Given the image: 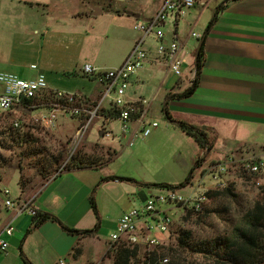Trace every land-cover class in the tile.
Returning a JSON list of instances; mask_svg holds the SVG:
<instances>
[{"label": "crops", "instance_id": "crops-1", "mask_svg": "<svg viewBox=\"0 0 264 264\" xmlns=\"http://www.w3.org/2000/svg\"><path fill=\"white\" fill-rule=\"evenodd\" d=\"M213 2L192 8L191 23L194 26ZM221 2L215 4V9L204 18V25L198 33L201 39L214 18L205 38V60L198 75L196 91L185 98L168 99L171 92L184 91L191 81L175 76L162 60L167 70L163 74L162 69L157 68L154 77L160 81L157 92L164 91L162 99L164 104H168L174 119L213 129L216 137L214 150L220 155L214 160L223 159L225 152L237 146L247 145L257 152L253 154L264 157V0L232 1L217 10ZM94 7L86 0H0V71L14 72L27 79H34L39 71H43L50 90L76 93L83 100L82 105L86 100L99 103L103 84L97 77L84 74L83 65L91 61L83 63L82 50L77 47L81 37L89 34L80 28L85 24V18H100L104 12L102 8V12L95 14ZM131 12L139 14L140 18L139 7L123 11L124 15L136 21L138 18ZM124 15L108 13L110 18H126ZM67 18H71V24L66 23ZM116 29L119 36H124L120 27ZM177 36L184 44H189L190 33L181 36L177 32ZM195 39L196 49L200 39ZM132 42L126 51L115 52L118 58L112 54L100 61L96 58L98 63L95 66L121 65L134 46ZM192 52L190 65L195 63ZM154 56L153 52L145 68L132 78L127 96L129 100L146 97L142 93L134 92L132 95L129 92L133 87L135 90L146 87L141 77L146 70L154 69L150 62ZM32 64H37L38 69L31 68ZM155 98L156 94L149 98L150 106ZM104 107L108 104L105 103ZM107 123L116 130L113 127L116 121ZM130 133L132 138L133 130ZM126 134H122V138ZM109 145L117 152L115 145ZM102 164L104 162L63 171L40 188H29L23 193L20 189L19 195L15 196L35 198L38 211L54 214L71 228L85 230L99 225L98 234L82 237L68 232L55 220L31 229L33 216L23 213L15 217V231L8 236L4 229L14 212L1 200L0 237L8 241V247H0V264H29L24 256L32 264H58L61 258L67 264L99 262L110 248L109 235L116 229L119 218L138 201L135 196H139L141 201L149 190L140 182L102 181L108 176L127 177L114 172L106 175L100 169ZM93 197L100 220L92 205ZM105 229L109 235L101 237Z\"/></svg>", "mask_w": 264, "mask_h": 264}, {"label": "rangeland", "instance_id": "rangeland-1", "mask_svg": "<svg viewBox=\"0 0 264 264\" xmlns=\"http://www.w3.org/2000/svg\"><path fill=\"white\" fill-rule=\"evenodd\" d=\"M221 1L222 0L214 1L212 3L213 5L205 11L200 22L196 26L191 23L193 21L191 15L193 12L192 9L188 11L185 16L180 18L177 22V29H175L173 25L175 18L171 15V22L169 21L163 25V29L165 30L167 37L172 38L175 31L181 36H185L189 33L191 36L192 31H196L197 33L201 32L202 26L204 25V18L215 9L214 5ZM86 2H88L89 5H95L98 10H102L103 8L104 11L103 14L100 15V18H85V24L83 27H80L83 30V33H89L84 37L82 36L80 44L77 45V47H80L82 50V61L83 63L85 61H91V64L95 65L98 63L97 59L100 61V59L108 58L110 54H112L113 57L117 51H126L131 46L130 42L139 36L137 31L133 29L135 19L126 14L124 15L123 13L126 8L139 7L141 13L139 19L147 20L148 17L152 16L159 10V8H161L164 0H86ZM108 13L116 16L124 15L126 18H110L108 17ZM71 22V18H67L66 23L71 24ZM76 23L78 24V22ZM117 27H120L123 30L124 36H119L116 33ZM152 38L153 37H150L148 41L154 43ZM195 42L196 39L191 36L190 42L187 45V47L191 49V52L196 47ZM134 43L132 42L133 45ZM114 58H118V56L115 55ZM150 62L153 64L154 69L150 68L146 70L141 77L143 81H145L144 83H146V87H141L139 90H135L133 87L130 89L129 93L132 95H134V92L142 93L145 94L148 99L152 98V96L156 94V98L151 103L148 118L158 121L159 127L146 138H136L133 146H130V141L132 140L130 132L126 134V137L122 138L121 136L120 138H117V141L101 137L100 130L103 125L102 122L104 121L101 117L95 118L89 128L80 134L74 150L70 151L71 142L76 137L79 127L85 122L82 121V116L65 117L64 115H59L56 124L50 129L44 127L41 122L35 120L33 115H36L37 112L32 109L25 110L23 108H19L11 112V116L16 121L32 125L33 132L41 139L43 145L47 146L51 150L63 149L65 153L63 164H65L74 153L81 151L83 154L96 156L100 163L104 162L100 169L106 175H110V173L114 172L118 175L132 177L135 179V181H133L134 184L136 182L145 184L163 182L172 184L173 186H178L186 180L189 172L197 161L199 153L202 152V150L199 143L193 136L188 135L181 130L178 125L173 124L166 118L164 113L165 104L162 99L164 91L161 90L162 92H157V90H159L158 87L160 81L158 78L154 77L157 73V68H161V72L163 74L167 69L163 61L157 59L155 56ZM187 62H192L191 56L187 58ZM1 113L4 112L0 111V115ZM113 127L116 128V137L120 136L119 122L116 121ZM118 140H120V142ZM109 144L115 145L117 147V152H115L113 147ZM237 147L238 148H235L232 151L225 152L223 159L218 160H228L231 156L241 157L243 154L251 155L253 153H257L248 145ZM4 153L8 158H10V164L4 169L5 174L3 181L0 183V188L2 190V192L0 191V209L3 207L2 201L6 198L4 194L5 189H9L11 191L12 197L19 195L21 166L24 168L23 174L25 176L35 177L34 182L31 186H29V188L38 189L47 181V179L42 180L39 176H37L36 169L32 167L35 163L34 159H21L17 152L4 151ZM110 156L114 158L112 160H108ZM218 157H220V155H217L213 149L207 155L205 160L206 166ZM239 171L240 170L238 168L233 169L231 171V176L229 177V184L233 183L236 187L237 197H235V199L237 200H225L218 205L219 209L222 211L221 219L217 217L216 214L212 216L203 215L202 219H205V221L198 223L194 221L196 220L195 217L194 219L191 218V221L186 222L183 220V216H185L187 210L184 211L183 209H174L173 214L176 223L170 234H163L165 235L163 238L166 240L164 245L176 246L178 235L176 231L180 228L192 229L198 237L212 236L218 230L230 228L229 222H231L233 218L237 219L239 210H243L244 208L253 205L261 190V187H258L254 183L252 177H239ZM198 176L199 169L195 172L194 179H197ZM168 188L169 186L151 187V189L155 192L166 191ZM145 189H147V187H145ZM177 189L183 194H188L192 190V187L188 185L178 187ZM134 199H137L138 201L134 202L133 206L140 204L141 201L139 196H135ZM208 206L212 207L211 202ZM104 217V219H108L106 216ZM100 219L101 216L99 213L98 220ZM101 235V237H104L109 234L105 229ZM184 258H187L189 262H192V264H202L201 262L203 260L202 257L189 254L188 252H184ZM85 264H113V260L105 255L99 262H87Z\"/></svg>", "mask_w": 264, "mask_h": 264}, {"label": "built area", "instance_id": "built-area-1", "mask_svg": "<svg viewBox=\"0 0 264 264\" xmlns=\"http://www.w3.org/2000/svg\"><path fill=\"white\" fill-rule=\"evenodd\" d=\"M211 1L216 0H164L161 8L154 15L147 20L138 18L135 21L134 29L139 36L121 65L104 68L85 63L82 69L84 74L97 77L103 84L101 100L96 106L88 108L84 105H74L80 99L78 94L53 90L59 101L50 102L43 107H34L28 102L50 90L45 72L39 71L34 79H27L14 72L0 71V111L13 112L19 108H31L37 112L33 115L35 120L48 129L54 127L59 115L82 116V121L85 122L71 142L70 151L74 150L80 134L88 129L97 117L103 118L105 122L101 128L103 138H120L122 134L133 130L134 135L130 141V146H133L136 138L150 136L159 127V122L148 118L150 110L148 98L139 96L135 100L128 99L132 78L145 68L154 52L155 57L163 60L175 76L192 82L196 77L197 68L195 63L190 65L187 62L191 50L178 38L176 31L172 38L167 37L163 25L171 22L170 18L173 15L175 18L173 25L177 29V22L188 11L197 4L205 6ZM191 36L200 39L196 31H192ZM150 37H153L154 43L148 41ZM31 68L38 69V65L32 64ZM105 103L108 107H104ZM102 109L119 110V116L106 118L102 114ZM109 121L119 122L120 136L116 137V131L108 126ZM18 124L19 121H16L15 125ZM237 168L251 175L258 187H264V157L262 156L243 154L241 157L231 156L228 160H213L208 166L205 163L199 168L197 179L193 177L186 185L192 187L188 194L181 193L176 187H169L166 191L160 192L149 188L140 204L124 212L117 221L116 229L109 235L110 248L122 243L143 246L147 249L164 245L166 240L163 237L171 233L176 223L173 210L203 211L210 202L208 192L225 188L229 184L231 171ZM4 194L5 206L14 212V216L4 229V232L11 236L15 231V217L23 213L35 216L38 208L33 197L15 198L12 197L9 189H5ZM0 247L2 249L8 247V241L1 237ZM168 262L169 258L165 256L159 260L158 264ZM58 264H67V262L61 258Z\"/></svg>", "mask_w": 264, "mask_h": 264}, {"label": "trees", "instance_id": "trees-1", "mask_svg": "<svg viewBox=\"0 0 264 264\" xmlns=\"http://www.w3.org/2000/svg\"><path fill=\"white\" fill-rule=\"evenodd\" d=\"M232 1L237 0H223L217 7V10H220ZM213 19L206 29V33L204 34L205 38L213 24ZM204 49L205 39L202 42L200 39L197 48L192 52V55L195 57V65L197 68L196 77L192 80L188 88L182 92H171L168 95V99L185 98L196 91L198 75L205 60ZM53 101L56 102L59 101V99L56 97L53 90H47L40 97L28 103H31L34 107H43ZM82 101L79 99L74 105H82ZM84 103L88 108L97 105V102H92L90 100H86ZM167 105L166 103L164 106L166 118L176 123L185 133L193 136L199 143L202 152L199 153L197 161L189 172L186 180L180 183V185L173 186L172 184L163 182L141 183V185L147 188L153 186H169L176 188L186 186L195 176V172L206 163L205 160L207 155L215 148L216 137L213 135V129L174 119ZM28 110H31V108ZM102 114L106 118H117L119 116V110L102 109ZM11 115V112H4L0 115V183L3 181L5 174L4 169L10 164V158L5 155L4 151L17 152L21 159H34L35 163L32 167L36 169L37 176L42 180H48L57 173L56 176H58L66 170L97 166L100 163L96 156L83 154L79 151L74 153L70 159L63 164L65 159L63 149L51 150L43 145L41 139L33 132L32 125L24 124L19 121V124L16 126V120ZM112 158L113 157L110 156L108 160ZM238 169L240 170L238 172L239 177L251 178L246 172L240 168ZM23 170L24 168L21 166L19 186L22 193L29 189V186H31L35 179L34 176H25ZM110 179L135 181L133 178L121 176H108L103 178L102 181ZM260 189L259 196L253 205L239 210L237 219L233 218V220L229 222L230 228L218 230L212 236L198 237L192 229L180 228L176 231L178 234L176 246L164 245L155 249H147L143 246H132L122 243L109 248L106 256L113 260V264H158L159 260L165 256L170 258L168 264H192L187 258H184V252H188L189 254L202 257V264H264V187ZM0 191L2 192L1 188ZM208 195L212 207L208 206L209 202L203 211L195 212L193 210H187V213L183 216L184 221L188 222L191 221V218L194 219L196 217L194 221L199 223L205 221V219H202L203 215L212 216L215 214L221 219L222 211L219 209L218 205L225 200H237L235 199V197H237L236 187L233 183L223 189L211 190L208 192ZM92 205L99 217L94 197L92 198ZM48 220L58 221L65 230L79 234L82 237L96 235L99 231V225L93 229L85 230L71 228L64 224L54 214L41 211H38V213L33 216L31 229L39 227ZM24 259H26L29 264H32L25 256Z\"/></svg>", "mask_w": 264, "mask_h": 264}, {"label": "water", "instance_id": "water-1", "mask_svg": "<svg viewBox=\"0 0 264 264\" xmlns=\"http://www.w3.org/2000/svg\"><path fill=\"white\" fill-rule=\"evenodd\" d=\"M100 12H102V10L100 9V10H98L97 9V7H94V13L95 14H98V13H100ZM132 16H134V17H136V18H139V14H137V13H130ZM205 39V36L203 35L202 36V38H201V42L203 41ZM178 123V122H177ZM100 136L102 137L103 136V131H100Z\"/></svg>", "mask_w": 264, "mask_h": 264}]
</instances>
